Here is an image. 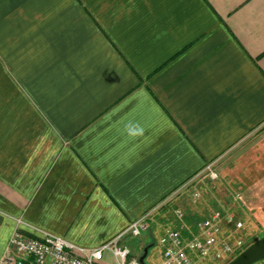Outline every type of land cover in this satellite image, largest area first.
<instances>
[{"label":"crops","instance_id":"obj_1","mask_svg":"<svg viewBox=\"0 0 264 264\" xmlns=\"http://www.w3.org/2000/svg\"><path fill=\"white\" fill-rule=\"evenodd\" d=\"M263 129L264 0H0V260L17 230L94 249L154 211L121 244L164 264L166 229L198 234L171 198Z\"/></svg>","mask_w":264,"mask_h":264},{"label":"built area","instance_id":"obj_2","mask_svg":"<svg viewBox=\"0 0 264 264\" xmlns=\"http://www.w3.org/2000/svg\"><path fill=\"white\" fill-rule=\"evenodd\" d=\"M212 168L213 164H209L203 173H209L216 180L218 174ZM194 197L200 198L201 194L195 192ZM153 212H147L115 238L94 249L82 248L49 234L36 237L17 230L0 264H98L105 252H111L119 264H141L131 258V249L121 243L127 237L138 238L148 232ZM176 216L183 220L184 212L178 209ZM197 228L198 234L191 239L185 238L180 230H165L160 239L164 264H228L247 248L240 235L244 224L232 213L213 212ZM255 264H264V259Z\"/></svg>","mask_w":264,"mask_h":264},{"label":"rangeland","instance_id":"obj_3","mask_svg":"<svg viewBox=\"0 0 264 264\" xmlns=\"http://www.w3.org/2000/svg\"><path fill=\"white\" fill-rule=\"evenodd\" d=\"M216 169V180L203 174L186 186L183 203L174 196L164 213L177 217L182 206L199 222L213 212L232 213L243 222L240 235L249 247L264 237V129L232 150ZM196 191L200 198L194 197Z\"/></svg>","mask_w":264,"mask_h":264},{"label":"water","instance_id":"obj_4","mask_svg":"<svg viewBox=\"0 0 264 264\" xmlns=\"http://www.w3.org/2000/svg\"><path fill=\"white\" fill-rule=\"evenodd\" d=\"M145 257L140 259L144 264ZM264 259V237L247 247L241 254L228 264H255Z\"/></svg>","mask_w":264,"mask_h":264}]
</instances>
